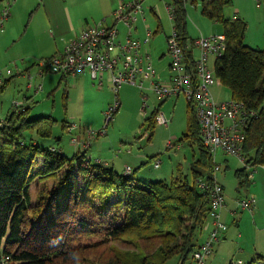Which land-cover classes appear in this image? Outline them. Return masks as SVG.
Listing matches in <instances>:
<instances>
[{"label":"trees","instance_id":"trees-1","mask_svg":"<svg viewBox=\"0 0 264 264\" xmlns=\"http://www.w3.org/2000/svg\"><path fill=\"white\" fill-rule=\"evenodd\" d=\"M172 3L175 28L186 42L192 39L186 0ZM231 4L203 0L202 13L222 23L226 37L214 74L252 111L244 162L264 166V47L245 42L244 20L225 17ZM19 107L0 119V264H169L173 259L192 264L211 210L210 191L198 181L213 185L216 163L191 103L180 140L198 146L190 175L178 167L171 180L148 182L137 180L132 170L120 173L114 165L87 159L81 150L70 156L55 143L43 147L38 137L51 138L58 121L30 117L29 107ZM158 112L149 117L151 126ZM245 173L246 167L237 170L238 176Z\"/></svg>","mask_w":264,"mask_h":264},{"label":"rangeland","instance_id":"rangeland-1","mask_svg":"<svg viewBox=\"0 0 264 264\" xmlns=\"http://www.w3.org/2000/svg\"><path fill=\"white\" fill-rule=\"evenodd\" d=\"M125 1L131 2L133 0ZM170 2L172 0H144L143 7L146 20L137 22L139 29L133 34L134 37L144 40L147 29L154 32L158 24H161L158 33L151 38L150 43H144L143 49L144 51L146 49L152 56L153 64L157 71L159 70L156 77L160 80H169L173 75L169 64L171 59L167 52V37L172 34L174 29V22L167 9V4ZM202 5L203 0H186L187 31L192 39H196L200 35L209 36L224 31L222 23L211 20L202 13ZM224 13L228 19L236 18L234 15L238 16L240 13L238 17L247 24L245 42L255 48L264 47L263 0H232V4L224 8ZM108 17L114 20L113 13ZM102 22L97 20L95 23L92 22L90 26ZM118 28L122 37L127 35L128 28L124 23H119ZM6 52L15 55L13 54V43H10L8 51H0V57L5 58ZM195 55H199L197 49H195ZM26 61L32 63L33 60L28 59ZM1 62L3 61L0 58ZM210 65L214 68L215 60L213 57L210 60ZM46 66L47 63H45V68ZM8 69L14 74L7 76ZM40 72L41 68L39 69L37 63L24 72H20L14 63L0 64V79L4 82V84L0 83V119H3L9 112L16 110L18 106L22 109L29 107L30 117L50 115L58 123L54 126L51 138L38 137V141L43 147L55 143L60 145L63 151L70 156L81 150L86 153L87 159L99 161L108 166L114 165L120 173H123L125 168H131L139 181H169L178 174V167L183 173L190 175L198 146H191L185 141H180L187 130L188 120L189 101L184 93L168 98L169 100L167 99L160 106L161 100L154 91L148 89L143 92L137 85H123L119 92L122 105L106 126L105 113L116 100V94L111 89V85L109 87L106 84L102 90L93 87L96 90V98H93L91 97L92 92L91 94L89 92L84 94L82 89L76 86L73 77L68 76L59 84L62 77L61 73L47 69L44 73ZM30 84L32 85L31 88L28 87ZM40 85L42 89L36 92ZM66 90L68 97L65 100L64 93ZM211 90L217 100L226 98L227 91L223 85L214 86ZM98 91L101 93H97ZM145 93L149 95L146 100L143 99ZM156 109L164 112L169 118L168 125L154 122L151 126L149 117ZM103 128L105 129L102 130ZM91 130L96 131L94 136L90 135L89 131ZM29 133L27 132V134ZM82 142H85L84 146ZM157 162H159V166H156ZM215 162L221 167L220 170L215 171V178L224 183L225 197L227 196L231 204L233 202L234 205V200L238 204L240 200L256 195L255 190L257 188L253 183V178L256 175L257 179L260 176L264 180V166L247 164L239 156L226 154L221 150L215 153ZM244 167H246L247 173L254 172L251 181L246 180V175L238 176L237 170ZM259 184L260 182H258ZM261 184L264 185V181H261ZM252 223L254 224L253 220ZM256 225L257 227L252 228L251 231L242 225L240 228L242 237L235 239V243L242 242V244L247 245L248 251L256 247L260 255L258 254L259 257L255 255L256 260L253 264H264V222L257 221ZM215 247L216 243L214 250ZM231 249L232 246L227 245L222 253L227 252V257ZM226 257L216 264H224ZM239 259L245 264H251V257L247 253L235 256V260ZM176 261L177 259H173L169 264H174ZM209 262L210 258L206 260V264Z\"/></svg>","mask_w":264,"mask_h":264},{"label":"built area","instance_id":"built-area-1","mask_svg":"<svg viewBox=\"0 0 264 264\" xmlns=\"http://www.w3.org/2000/svg\"><path fill=\"white\" fill-rule=\"evenodd\" d=\"M10 8L11 4L7 2L1 9L0 28L9 18ZM167 9L170 18L174 20L175 8L172 2L168 3ZM143 13L142 0L121 2L114 14L116 21L124 23L128 28L125 39L119 38L120 30L115 25L107 26L100 23L86 27L66 44L64 52L49 59L48 70L66 76L89 70L92 79L98 84H102L104 75H108L116 100L105 113L106 126L120 107L119 92L125 84L137 85L145 92L147 80L150 83L149 89L154 91L160 100L184 93L194 108L201 136L214 162L218 150L237 155L244 161L245 127L252 111H249L243 102L233 99L230 95L225 99L217 100L211 90L220 83L214 74V68L210 65V60L213 57L216 62L223 56L226 50L225 35L223 33L201 35L183 42L174 25L172 34L167 37V52L171 59L170 69L173 75L169 80H160L156 77L157 73L150 61L149 53L142 51L143 44L152 36L151 30L144 40L133 36L136 30L135 24ZM195 49L199 52L198 56L195 55ZM8 72L10 73L11 70ZM29 86L31 87V84ZM41 89L40 85L36 91L39 92ZM147 98L148 95L145 93L144 99ZM144 105L147 106L146 103ZM155 120L161 125H168L170 122L165 113L160 111L156 114ZM89 133L94 136L96 131L91 130ZM156 166H159V162ZM220 168V164L216 163L215 170ZM126 173H131V169L126 168ZM253 176L254 172L248 173L249 180ZM198 185L202 190L210 191L209 218L213 221L214 227L210 230L207 239L195 251L192 264H206L207 258L213 252L214 244L221 238L220 232L227 229V225L221 219L222 209L226 206V197L223 185L216 178L213 185L205 179H200ZM256 202V198L251 196L240 200L239 204L242 208L253 209ZM231 264L245 263L242 260H232Z\"/></svg>","mask_w":264,"mask_h":264},{"label":"crops","instance_id":"crops-1","mask_svg":"<svg viewBox=\"0 0 264 264\" xmlns=\"http://www.w3.org/2000/svg\"><path fill=\"white\" fill-rule=\"evenodd\" d=\"M123 1L124 0H0V11L7 2L11 4L10 16L5 22L4 26L0 28V51H8L10 48V43H13V54H15L11 55L6 52L5 58L0 57L3 61L0 64L6 65L8 64V62L9 64L14 63L16 67H18V70L20 72H24L25 70H29L34 64L37 63L39 69L41 68L40 73H44L46 69L48 70V64L45 68V63H47L45 60L53 57L56 54L64 52L66 44L84 28L89 27L92 22L95 23L98 20L103 21L102 23L105 24L106 21L107 23L105 25L108 26L109 24H111L109 26L115 25L118 28L119 23L121 22L116 21L114 12L118 9L119 5ZM143 1L144 0H142V3ZM111 13H113L114 20L108 17ZM141 16L142 17H140L137 22H139L140 20H146L145 10ZM238 16H240V13L238 14ZM238 16L234 15V17ZM137 22L135 24V32L139 29V27L137 26ZM160 28L161 24L159 23L156 30L154 32L151 31V38L154 37L156 33H158ZM150 30L151 29H147L145 39L147 38L148 32ZM125 37L126 36L122 37L121 35H119V38L121 40L125 39ZM151 38L148 43H150ZM143 49L144 44L142 47V51L144 53L145 51L147 52L146 49L145 51ZM28 59L33 60L32 63H30L29 61L27 62L26 60ZM150 61L153 63L151 55ZM8 70L7 76L9 74H14L13 71L9 73ZM155 70L156 73L159 71H157L156 68ZM68 76L75 79L76 86L78 88L80 87L84 94L87 92L91 94L92 92L93 94H91V97L93 98H96V90L94 89L95 87L98 90H102L105 88L106 84L109 87L111 85L108 75H104L103 83L98 84L95 80L92 79L89 70H85L81 73H78L77 75ZM68 76L62 75L59 84H61L62 81L66 80ZM2 81L0 79V83L4 84V82ZM145 86L147 87V91L150 88V83L147 80L145 81ZM28 87L31 88L32 85L31 87ZM226 91L227 97L230 95V93L228 92L227 88ZM97 93L101 92L98 91ZM166 100H163V102H161V100L160 106ZM121 105L122 102L120 100V106ZM68 129L71 130L69 127ZM35 138L37 137L35 136ZM245 175L246 180L248 181L249 179L247 171ZM256 179L257 177L255 175L253 178V183L256 185L257 190H255L256 195L252 196L256 198L257 202L256 206L253 209L242 208L238 202V204H236L235 200L233 205V202L231 204L226 196V206L222 209L221 219L222 222L227 225V229L220 232L221 238L216 242L215 250L213 246V252L208 257L210 258L209 264H216L218 261L226 257L227 252L222 253V250L227 247V245L232 246V249L229 255L226 257V261L224 264H230L232 260H235V256L240 254H249V256L251 257V264L255 262L256 256L259 257L260 253H258L259 251L258 249H256V247L253 248L254 250L251 249V251H248L247 245L242 244V242L235 243V239H239L242 237V232H240V228L242 227V225L247 227V229L251 231L252 228L255 229L257 227V221L260 223L264 222V185L261 184V181L264 180H262L260 176L257 179L258 181ZM217 181L219 182L220 180ZM258 182H260L259 185ZM221 184L225 189L224 183ZM252 220L254 224L252 223ZM213 227V221L209 218L201 234V243H203L207 239L210 230ZM232 253L233 256H231Z\"/></svg>","mask_w":264,"mask_h":264}]
</instances>
